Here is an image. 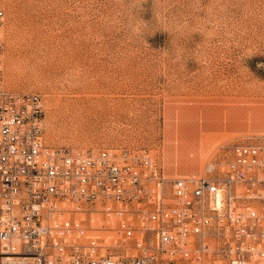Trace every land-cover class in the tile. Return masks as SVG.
<instances>
[{"label":"rangeland","instance_id":"374dc122","mask_svg":"<svg viewBox=\"0 0 264 264\" xmlns=\"http://www.w3.org/2000/svg\"><path fill=\"white\" fill-rule=\"evenodd\" d=\"M1 6L3 87L40 96L47 145L145 151L179 177L264 143V0Z\"/></svg>","mask_w":264,"mask_h":264},{"label":"built area","instance_id":"2783aa9c","mask_svg":"<svg viewBox=\"0 0 264 264\" xmlns=\"http://www.w3.org/2000/svg\"><path fill=\"white\" fill-rule=\"evenodd\" d=\"M4 27L0 0V264H264V143L179 177L49 146L40 96L3 87Z\"/></svg>","mask_w":264,"mask_h":264},{"label":"bare ground","instance_id":"6f19581e","mask_svg":"<svg viewBox=\"0 0 264 264\" xmlns=\"http://www.w3.org/2000/svg\"><path fill=\"white\" fill-rule=\"evenodd\" d=\"M93 111V110H92ZM84 112V111H83Z\"/></svg>","mask_w":264,"mask_h":264}]
</instances>
